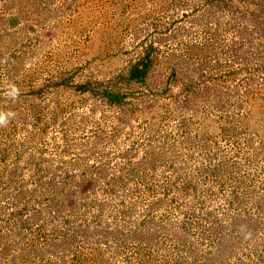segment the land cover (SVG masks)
Returning a JSON list of instances; mask_svg holds the SVG:
<instances>
[{"label":"rangeland","instance_id":"374dc122","mask_svg":"<svg viewBox=\"0 0 264 264\" xmlns=\"http://www.w3.org/2000/svg\"><path fill=\"white\" fill-rule=\"evenodd\" d=\"M0 113V264H264V0H0Z\"/></svg>","mask_w":264,"mask_h":264},{"label":"trees","instance_id":"16d2710c","mask_svg":"<svg viewBox=\"0 0 264 264\" xmlns=\"http://www.w3.org/2000/svg\"><path fill=\"white\" fill-rule=\"evenodd\" d=\"M141 61H144V58ZM139 64H141V62ZM139 66L140 67H138L137 64L132 65L130 67V70L128 71V75L126 78L120 75L116 78L115 82L114 80H109L104 86L101 84H92L89 86L88 83H84V84L75 86V90L80 91V92L86 91V90L95 91V92H98V94L102 96L103 98H105L106 100H109V102L112 101L113 103L119 104L122 100V96L118 95L119 92L117 91L115 84H117L120 80L124 81V79L125 81H128V82L141 80V78H143L145 75V69L147 65L141 64ZM98 85L99 87H97ZM90 168H92V166ZM98 171L99 169L96 170L97 174H99ZM82 174H83V171H82ZM79 176L81 177V175ZM82 176L86 177V174L84 173ZM95 176L97 175L96 174L87 175L86 184L87 185H91L92 183L96 184L97 182H95L96 180ZM59 183L60 182L54 178V175L50 176V179L48 180V183H47L48 189H49V191H47V194L49 198L51 199V203L52 202L56 203L55 200H56L57 192L59 190V188H57L60 185Z\"/></svg>","mask_w":264,"mask_h":264},{"label":"clouds","instance_id":"9594fccd","mask_svg":"<svg viewBox=\"0 0 264 264\" xmlns=\"http://www.w3.org/2000/svg\"><path fill=\"white\" fill-rule=\"evenodd\" d=\"M15 92H16V90L13 89V93H15ZM6 122H7V116H6V114L0 113V124H4Z\"/></svg>","mask_w":264,"mask_h":264}]
</instances>
